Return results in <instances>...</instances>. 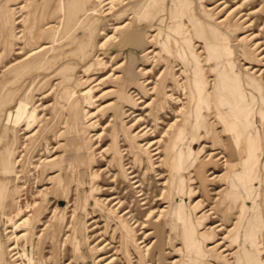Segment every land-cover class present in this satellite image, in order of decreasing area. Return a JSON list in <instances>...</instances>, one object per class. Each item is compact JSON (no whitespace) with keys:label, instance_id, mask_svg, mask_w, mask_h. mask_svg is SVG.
I'll return each mask as SVG.
<instances>
[{"label":"rangeland","instance_id":"1","mask_svg":"<svg viewBox=\"0 0 264 264\" xmlns=\"http://www.w3.org/2000/svg\"><path fill=\"white\" fill-rule=\"evenodd\" d=\"M250 248L264 264V0H0V264Z\"/></svg>","mask_w":264,"mask_h":264},{"label":"bare ground","instance_id":"2","mask_svg":"<svg viewBox=\"0 0 264 264\" xmlns=\"http://www.w3.org/2000/svg\"><path fill=\"white\" fill-rule=\"evenodd\" d=\"M256 254L257 252L253 251L251 248L243 249L239 255H236V264H259Z\"/></svg>","mask_w":264,"mask_h":264}]
</instances>
